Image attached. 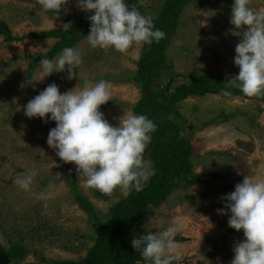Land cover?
<instances>
[{"label": "rangeland", "instance_id": "rangeland-1", "mask_svg": "<svg viewBox=\"0 0 264 264\" xmlns=\"http://www.w3.org/2000/svg\"><path fill=\"white\" fill-rule=\"evenodd\" d=\"M233 3L196 0L184 9L167 54L172 70L164 73L159 85L167 84L172 73L177 74L174 87L187 83L190 72L220 74L228 80L239 74L234 63L239 38L229 33L235 30L230 23ZM162 5L163 0H140L138 4L143 15L152 18ZM251 6L262 8L264 0H252ZM40 9L37 0H0V21L7 22L17 37L66 24L56 13ZM61 13L72 19L87 14L77 7L76 0H70ZM54 43L33 39L5 43L0 38V244L9 248L14 242L21 243L28 251L23 264L85 258L95 238L94 222L76 202V191L106 220L112 205L135 190L123 193L117 189L106 195L86 188L76 165L61 161L47 144L56 123L50 117L47 122L28 118L24 106L53 83L63 94L78 84L83 87L85 82L106 80L112 84L111 101L100 110L118 126L119 118L134 114L133 107L141 99L140 85L129 78L138 70L147 45H134L122 54L111 48H92L86 38L77 45L82 64L75 69L76 79L67 78L66 68L21 88L27 79V57L48 52ZM179 109L192 136L194 170L204 176L203 180L176 190L160 207H150L134 237L148 230L162 231L176 222L182 229L175 237L183 240L175 241V251L181 257L175 264H230L233 246L245 237L243 231L228 235L230 210L220 215L217 209L224 208L222 197L233 192L246 175L264 178V104L209 95L190 97ZM30 170L37 175L30 190L25 191L14 181ZM66 172L76 179L77 190L64 180ZM214 174L225 178L216 179Z\"/></svg>", "mask_w": 264, "mask_h": 264}, {"label": "clouds", "instance_id": "clouds-1", "mask_svg": "<svg viewBox=\"0 0 264 264\" xmlns=\"http://www.w3.org/2000/svg\"><path fill=\"white\" fill-rule=\"evenodd\" d=\"M37 2L41 11H52L59 18L70 0ZM76 4L80 10L93 13L88 17L91 27L86 37L92 48H111L124 54L134 45L159 43L166 36L155 29L151 16L142 15L135 5L130 8L126 0H76ZM251 4L252 0H234L231 8L230 23L235 30L229 33L239 38L234 58L239 74L225 86H236L245 96L256 97L264 95V7L256 9ZM61 27L69 31L72 24ZM81 64L80 51L66 47L55 60L43 58L21 88L66 68L67 78L74 80L75 69ZM111 89L109 81L101 80L95 84L85 82L83 87L78 84L62 94L53 83L24 106V113L45 122L50 117L56 123L49 131L47 144L61 161L76 165L86 188L106 195L117 189L127 193L134 188L139 192L154 174L145 153L157 125L147 115L132 113L120 117L118 126L111 124L100 110L111 101ZM223 94L231 95L228 91ZM36 175L35 170L21 173L14 183L29 191ZM222 200L226 203L223 209H217L218 214L227 215L230 210L229 227L243 231L245 237L233 246L230 264H264V178L246 175ZM181 229L182 225L172 222L162 231L148 230L132 239L131 244L151 264H175L181 258L175 251V236Z\"/></svg>", "mask_w": 264, "mask_h": 264}, {"label": "trees", "instance_id": "trees-1", "mask_svg": "<svg viewBox=\"0 0 264 264\" xmlns=\"http://www.w3.org/2000/svg\"><path fill=\"white\" fill-rule=\"evenodd\" d=\"M139 1L127 0V4L130 8L135 5L143 15V8L138 6ZM194 1L196 0H163L160 11L152 19L155 29L163 31L166 36L159 43L153 41L146 44L137 64L138 70L129 78V81L140 85L142 94L133 107V113L147 115L157 125L145 153V158L151 161L154 174L142 191L134 190L126 198L113 204L106 220L101 219L93 204L76 191V202L94 222L93 245L85 258L55 261L53 264H151L142 258L140 251L132 247L135 231L146 220L150 207H160L173 192L183 186L199 184L204 177L194 170L192 136L188 135L187 119L180 112L179 105L190 97L225 96V91L231 93L225 96L227 98H241L264 104V95L247 97L236 86L226 87L225 82L228 79L215 73L190 72L187 76L188 82L177 87L173 85L177 74L172 73L167 84H158V79L161 80L165 72L172 70L167 59L169 46L177 32L184 9ZM92 14L87 12L84 17L72 19L60 13L59 17L66 24L71 22L69 31L55 28L31 32L22 37L15 36L7 22L0 21V38L5 43L26 39L38 42L55 40L48 52L27 57L30 60L26 72L28 78L38 70L43 58L55 60L64 48H77L90 34L91 22L88 17ZM179 77L184 78V75L179 74ZM63 177L77 190V182L72 174L66 172ZM213 177L224 179L225 175L214 174ZM235 233L237 231L232 228L227 231L228 235ZM180 240L183 239L175 237V241ZM27 255L28 251L21 243L14 242L9 248L0 244V264H23Z\"/></svg>", "mask_w": 264, "mask_h": 264}, {"label": "water", "instance_id": "water-1", "mask_svg": "<svg viewBox=\"0 0 264 264\" xmlns=\"http://www.w3.org/2000/svg\"><path fill=\"white\" fill-rule=\"evenodd\" d=\"M147 51L149 52L150 51V48L148 47ZM160 81V79H158V82Z\"/></svg>", "mask_w": 264, "mask_h": 264}]
</instances>
